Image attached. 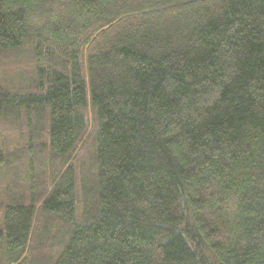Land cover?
I'll return each mask as SVG.
<instances>
[{"label":"trees","instance_id":"16d2710c","mask_svg":"<svg viewBox=\"0 0 264 264\" xmlns=\"http://www.w3.org/2000/svg\"><path fill=\"white\" fill-rule=\"evenodd\" d=\"M0 186V264H264V0H0Z\"/></svg>","mask_w":264,"mask_h":264},{"label":"rangeland","instance_id":"374dc122","mask_svg":"<svg viewBox=\"0 0 264 264\" xmlns=\"http://www.w3.org/2000/svg\"><path fill=\"white\" fill-rule=\"evenodd\" d=\"M21 171L23 172V171H25V167L24 168H22L21 169ZM2 186V185H1ZM0 186V187H1ZM12 186L15 188L14 190H13V192H16V194L17 193H20V192H22V191H24L25 189V185L24 184H22V183H19V182H13V184H12Z\"/></svg>","mask_w":264,"mask_h":264}]
</instances>
